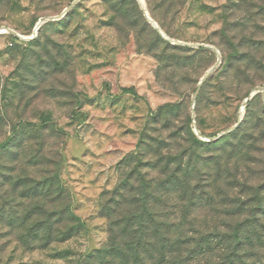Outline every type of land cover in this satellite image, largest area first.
I'll list each match as a JSON object with an SVG mask.
<instances>
[{"label":"rangeland","instance_id":"374dc122","mask_svg":"<svg viewBox=\"0 0 264 264\" xmlns=\"http://www.w3.org/2000/svg\"><path fill=\"white\" fill-rule=\"evenodd\" d=\"M171 172L163 219L254 226L264 264V0H0V264H79L111 193Z\"/></svg>","mask_w":264,"mask_h":264},{"label":"trees","instance_id":"16d2710c","mask_svg":"<svg viewBox=\"0 0 264 264\" xmlns=\"http://www.w3.org/2000/svg\"><path fill=\"white\" fill-rule=\"evenodd\" d=\"M169 163H165L166 168ZM150 184L144 181L138 188L132 184L130 189L111 193L101 209V215L108 221L107 240L101 248L84 256L79 264H248L244 248L254 246L251 236L256 231L254 226L252 230L241 222L227 226V231H210L206 225L196 227L192 222L167 221L163 217L171 212L166 213L164 204L161 210L155 209L154 201L165 202L174 197L176 190L180 191L178 198L184 200L188 192L187 206L179 209L184 216L195 194V185L185 183L181 191L184 185L177 187L175 172L159 179L161 189L151 190ZM52 212L53 216L58 214ZM59 216L52 222L48 214L47 218L36 222L32 227L35 239L44 245L58 239L67 240L82 226L81 219L69 208ZM64 219L66 224L60 227Z\"/></svg>","mask_w":264,"mask_h":264}]
</instances>
